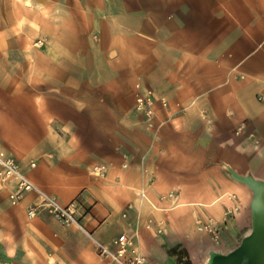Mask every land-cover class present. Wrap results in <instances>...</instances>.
I'll return each instance as SVG.
<instances>
[{
    "label": "crops",
    "instance_id": "1",
    "mask_svg": "<svg viewBox=\"0 0 264 264\" xmlns=\"http://www.w3.org/2000/svg\"><path fill=\"white\" fill-rule=\"evenodd\" d=\"M20 10L46 43L20 48L18 84L6 78L0 149L113 253L129 239L112 264L134 253L180 264L172 248L200 264L236 248L251 231L252 180L264 182V0H20ZM147 90L152 124L134 109ZM37 199L0 210V264H105L77 225L30 217ZM198 221L218 228L217 245Z\"/></svg>",
    "mask_w": 264,
    "mask_h": 264
},
{
    "label": "rangeland",
    "instance_id": "2",
    "mask_svg": "<svg viewBox=\"0 0 264 264\" xmlns=\"http://www.w3.org/2000/svg\"><path fill=\"white\" fill-rule=\"evenodd\" d=\"M27 16L28 15L24 14L23 11L20 10V0H0V102L3 101L2 98L4 95H2L1 91H3L6 87V78L8 76L10 78L12 77L9 82L12 81L11 83L18 84L17 80L18 77H20V48H40L46 43L45 37H37L33 35V31L30 28L32 26L31 22L26 23ZM20 37L22 38L21 42ZM26 37L27 40H23ZM14 90L16 91V89ZM134 109L136 110V100ZM144 117L147 119L145 115ZM148 122L150 123V120H148ZM245 126L246 122H242L239 129H243ZM237 133L240 134L241 132ZM231 173L235 179H238L240 182H244L238 177V175L242 174H239L234 170H231ZM0 179L2 181L0 182V210L16 208L19 203H13L10 200V188L8 189L7 185H3V183L8 184L9 182L2 178ZM239 213L240 212H238V214ZM1 219L3 218L0 217V220ZM249 221L250 224L248 228L251 230L253 225L252 207ZM197 224L201 230L208 232L207 237L202 241H205V243L210 246L217 245L219 243V230L215 225L209 222L201 223V221H198ZM243 238L240 241H242ZM181 251L182 260L180 264H194L190 255L184 249H181ZM208 254L209 253L204 254V257L200 258V264H206Z\"/></svg>",
    "mask_w": 264,
    "mask_h": 264
},
{
    "label": "built area",
    "instance_id": "3",
    "mask_svg": "<svg viewBox=\"0 0 264 264\" xmlns=\"http://www.w3.org/2000/svg\"><path fill=\"white\" fill-rule=\"evenodd\" d=\"M136 110L142 112L150 120V124H152V119L155 115V98L152 90H147L146 92L138 91L136 95ZM32 165H35V163H32ZM105 171L106 166L103 164L94 166L96 174L103 175ZM0 178L14 183V188L9 194L13 203L19 202L27 192L37 194V202L28 208V215L30 217H34L44 210L49 211L64 223L75 224L86 232L94 240L100 255L108 258L105 264H112L113 259L120 260L119 256L127 250L129 239L125 235H122L117 239L120 249L117 254L113 253L108 246L96 239L93 233L84 226L76 215L74 204L62 202L56 196L39 186L22 170L17 159L3 149H0ZM145 262L146 258L143 255L134 253L127 262L123 263L144 264Z\"/></svg>",
    "mask_w": 264,
    "mask_h": 264
},
{
    "label": "water",
    "instance_id": "4",
    "mask_svg": "<svg viewBox=\"0 0 264 264\" xmlns=\"http://www.w3.org/2000/svg\"><path fill=\"white\" fill-rule=\"evenodd\" d=\"M238 177L246 182L243 177L250 176L238 175ZM262 192L264 196V190ZM257 217L258 221L255 224L253 235L248 240L244 238L239 246L229 254L219 257L215 264H264V197L261 199Z\"/></svg>",
    "mask_w": 264,
    "mask_h": 264
},
{
    "label": "bare ground",
    "instance_id": "5",
    "mask_svg": "<svg viewBox=\"0 0 264 264\" xmlns=\"http://www.w3.org/2000/svg\"><path fill=\"white\" fill-rule=\"evenodd\" d=\"M252 185H253V187L255 189V196H254V199H253V202H252L253 225H252L251 231L244 236V238H245V239L243 238L244 240H248L253 235V233L255 231V226H256L255 224L258 221L257 220V218H258L257 217L258 208H259L261 199L264 197L263 194H262L263 193L262 191L264 190V182L259 181V180H252ZM236 248H234L233 250H235ZM233 250H230L228 252H221V251H218V250L212 251V253H210V255H209L208 259H207L206 264H215L216 260L219 257L225 256V255L229 254L230 252H232Z\"/></svg>",
    "mask_w": 264,
    "mask_h": 264
},
{
    "label": "trees",
    "instance_id": "6",
    "mask_svg": "<svg viewBox=\"0 0 264 264\" xmlns=\"http://www.w3.org/2000/svg\"><path fill=\"white\" fill-rule=\"evenodd\" d=\"M171 252L178 254L179 255L180 262H181V260H182V254L181 253H182V251L181 250H178V248H172L171 249Z\"/></svg>",
    "mask_w": 264,
    "mask_h": 264
}]
</instances>
